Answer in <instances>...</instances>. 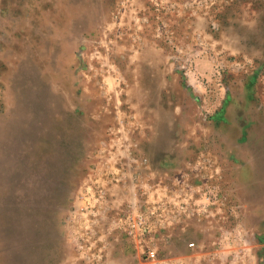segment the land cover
Segmentation results:
<instances>
[{
	"label": "rangeland",
	"instance_id": "obj_1",
	"mask_svg": "<svg viewBox=\"0 0 264 264\" xmlns=\"http://www.w3.org/2000/svg\"><path fill=\"white\" fill-rule=\"evenodd\" d=\"M164 62L176 86L160 82ZM147 85L170 94L145 101ZM183 106L209 145L230 144L242 115L264 142V0H0V264H264V157L236 150L227 185L216 149L144 160L140 113ZM166 153L184 151L153 157ZM152 186L207 203L191 216L204 245L193 223L183 236L190 255L158 227L175 212L151 208Z\"/></svg>",
	"mask_w": 264,
	"mask_h": 264
},
{
	"label": "crops",
	"instance_id": "obj_2",
	"mask_svg": "<svg viewBox=\"0 0 264 264\" xmlns=\"http://www.w3.org/2000/svg\"><path fill=\"white\" fill-rule=\"evenodd\" d=\"M244 19V17H243ZM245 20L242 22L244 25H241L240 30H245ZM242 24V23H241ZM189 35V34H188ZM186 36V35H185ZM191 36V33H190ZM242 36V35H241ZM236 51H242L241 47L235 48ZM169 66L164 62V64L161 65V83L166 88L172 80L174 85L176 86L178 84L177 79L167 78V70L169 71ZM158 85H160L158 83ZM154 86V83L152 85ZM153 89L150 88L149 85H147L146 93H145V101H150L153 98L154 99H165V97L170 94L169 89ZM179 88V87H178ZM183 89H177V95L182 92ZM186 95L192 98V93L185 91ZM173 94V90H172ZM177 100V99H176ZM184 99H181V102H183ZM190 101V100H189ZM187 102V101H186ZM191 102V101H190ZM224 113V112H220ZM220 113L218 115V119L220 117ZM140 117L145 123V125L148 127L150 138L146 139V143L142 146V150H144L143 155L147 157V159H144L148 166L153 167H169V166H187L191 164V162L194 160L193 158H190L189 154H187V151L189 150H199V151H210L211 149H216L218 151L217 154L214 153V158L219 159L220 164L222 167L227 166L229 164V167L231 168L225 169L223 168V175L220 176V179L223 178V182L225 185H227V182H231L230 179L232 178L233 169L238 166L236 164L237 155L236 150L238 149H247V150H255V154L259 159H262L264 157V142H256L251 143L248 140L252 136V128L249 125L251 122L248 121L246 116H236L235 117V126L232 131H229L227 133V140L232 141L228 145H223V143H219V145H209V131H208V124H204V120H201L203 116H199V113L188 110L187 107L177 109V110H169L166 111V109L162 110H148L145 109L140 113ZM220 120V119H219ZM231 125L230 123H228ZM220 127H223L224 125L220 121ZM200 131V132H199ZM196 134L197 140L194 139V135ZM245 140V141H244ZM169 141V142H168ZM166 142V143H163ZM194 142H197V145H194ZM169 143V144H167ZM181 150L184 151L183 156L178 155V157H168V153L163 154V156L156 159L153 157L154 150ZM204 154V153H203ZM200 160L201 162H204L203 158H196V161ZM210 161V160H209ZM235 162V163H234ZM228 167V166H227ZM228 170V172H226ZM231 170V171H230ZM236 171V170H235ZM161 174V173H160ZM228 174V177L227 175ZM150 177L157 178V175L153 172V175H150ZM230 178V179H228ZM179 184H183L182 180H180ZM181 189H177L173 193L169 194V190L166 189L163 186H152L151 190V200L153 205L151 208L156 209H162L165 206L161 204H172L174 207L175 214L173 216H162L160 215L158 219V227H162L163 229L168 230H176L177 238L182 237L180 239H177L178 245H180V249L178 252L179 255L182 256H188L191 254L187 247V240L183 236H188V226L189 224L193 223L197 226V231L195 234L196 243L198 246L204 245V241L200 239L201 233H200V226L198 223H202L203 221L200 219L199 222L194 218L192 219L191 216H194V212L198 213L200 217H207L206 213L209 212L207 206V203H204V199L202 196H198L195 194V190L190 189V191L185 190V188L180 192ZM231 196L236 198V194L233 190H231ZM196 205V207L200 208H193V205ZM157 206V207H156ZM188 208H191L192 211H188ZM172 212V211H171ZM157 221V220H155ZM145 224V221H143ZM143 224V225H144ZM156 225V222H155ZM175 225V226H174ZM202 225V224H201ZM173 226V227H170ZM155 227V226H152ZM170 227V229H169ZM184 238V239H183ZM171 241V240H170ZM176 240H172L170 242L168 251H174L173 245Z\"/></svg>",
	"mask_w": 264,
	"mask_h": 264
},
{
	"label": "built area",
	"instance_id": "obj_3",
	"mask_svg": "<svg viewBox=\"0 0 264 264\" xmlns=\"http://www.w3.org/2000/svg\"><path fill=\"white\" fill-rule=\"evenodd\" d=\"M155 256H156L155 250L151 249L150 251H148V254H147L148 259H155Z\"/></svg>",
	"mask_w": 264,
	"mask_h": 264
},
{
	"label": "bare ground",
	"instance_id": "obj_4",
	"mask_svg": "<svg viewBox=\"0 0 264 264\" xmlns=\"http://www.w3.org/2000/svg\"><path fill=\"white\" fill-rule=\"evenodd\" d=\"M16 121H17V119H16ZM16 123V122H15ZM20 172V171H19Z\"/></svg>",
	"mask_w": 264,
	"mask_h": 264
}]
</instances>
